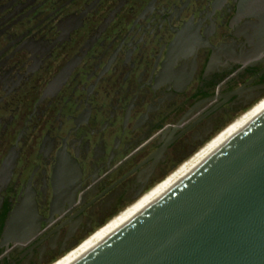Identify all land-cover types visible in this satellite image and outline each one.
<instances>
[{
    "label": "flooded vegetation",
    "instance_id": "1",
    "mask_svg": "<svg viewBox=\"0 0 264 264\" xmlns=\"http://www.w3.org/2000/svg\"><path fill=\"white\" fill-rule=\"evenodd\" d=\"M264 99V0H0V264H51Z\"/></svg>",
    "mask_w": 264,
    "mask_h": 264
},
{
    "label": "water",
    "instance_id": "2",
    "mask_svg": "<svg viewBox=\"0 0 264 264\" xmlns=\"http://www.w3.org/2000/svg\"><path fill=\"white\" fill-rule=\"evenodd\" d=\"M75 264H264V113Z\"/></svg>",
    "mask_w": 264,
    "mask_h": 264
},
{
    "label": "bare ground",
    "instance_id": "3",
    "mask_svg": "<svg viewBox=\"0 0 264 264\" xmlns=\"http://www.w3.org/2000/svg\"><path fill=\"white\" fill-rule=\"evenodd\" d=\"M262 113H264V99L260 100L252 106V108L244 112V114L210 140L200 151L193 155V157L182 164L163 181L155 185L140 199L129 205L120 214L111 219L106 225L90 235L79 246L51 264H75L82 257L116 233L121 227L147 209V207H149L152 203L170 191L180 181L185 179L190 173H192L197 167H199L230 139L252 123Z\"/></svg>",
    "mask_w": 264,
    "mask_h": 264
}]
</instances>
